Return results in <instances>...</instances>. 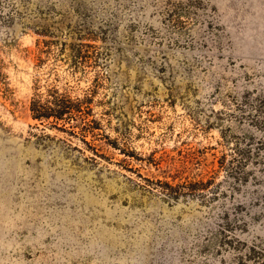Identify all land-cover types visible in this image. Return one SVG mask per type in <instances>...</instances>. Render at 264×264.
Masks as SVG:
<instances>
[{
    "label": "rangeland",
    "instance_id": "rangeland-1",
    "mask_svg": "<svg viewBox=\"0 0 264 264\" xmlns=\"http://www.w3.org/2000/svg\"><path fill=\"white\" fill-rule=\"evenodd\" d=\"M2 1L0 264H264V0Z\"/></svg>",
    "mask_w": 264,
    "mask_h": 264
},
{
    "label": "trees",
    "instance_id": "trees-1",
    "mask_svg": "<svg viewBox=\"0 0 264 264\" xmlns=\"http://www.w3.org/2000/svg\"><path fill=\"white\" fill-rule=\"evenodd\" d=\"M13 10L17 8L15 4H12ZM5 5L0 0V22H11L14 19L12 13L6 14ZM39 36H46L45 33H37ZM82 39V38H79ZM45 43H51L45 41ZM89 46V45H87ZM89 49L83 50L82 43L72 44L70 56L72 58L71 65L78 66L79 59L88 56ZM93 101L92 96L85 98L73 99L66 93H60L58 88L50 89L48 95L45 97L40 96L39 99H34L31 105L33 116L36 119L44 122L46 120L53 119L54 127L69 132L73 135L76 134L75 128L80 127L82 131H91L95 129L91 123L94 120H90V116L93 115L90 104ZM76 123V124H75ZM98 128V127H97ZM169 187L173 188L171 185Z\"/></svg>",
    "mask_w": 264,
    "mask_h": 264
}]
</instances>
